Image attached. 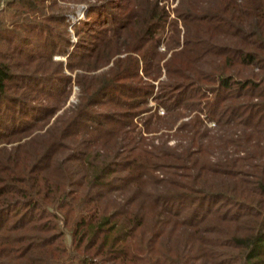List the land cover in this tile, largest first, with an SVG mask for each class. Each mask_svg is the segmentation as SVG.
Returning a JSON list of instances; mask_svg holds the SVG:
<instances>
[{
    "label": "trees",
    "instance_id": "1",
    "mask_svg": "<svg viewBox=\"0 0 264 264\" xmlns=\"http://www.w3.org/2000/svg\"><path fill=\"white\" fill-rule=\"evenodd\" d=\"M45 1L0 9V264H264V0H181L169 23L158 0L99 6L71 53ZM167 24L175 45L160 53ZM140 57L157 69L150 83L164 75L156 120L203 111L214 132L195 114L174 148L134 135L154 89L134 82ZM83 66L99 73L77 76L58 114L72 83L60 73ZM106 100L126 112L99 113Z\"/></svg>",
    "mask_w": 264,
    "mask_h": 264
},
{
    "label": "rangeland",
    "instance_id": "2",
    "mask_svg": "<svg viewBox=\"0 0 264 264\" xmlns=\"http://www.w3.org/2000/svg\"><path fill=\"white\" fill-rule=\"evenodd\" d=\"M8 0H3V2L0 4V9L3 10L5 9V4ZM181 0H158V3L160 6L165 7V10L167 11V13L169 14V21L168 23L174 19L177 20V13L174 11L177 8H179ZM129 0H46L44 3V11L49 14H53V15H64L65 16V24H66V29L65 31H63L60 28V35L61 37L64 39L68 36L69 38V42L70 45L67 47V52L71 53L73 48L77 45V43H79V38L77 36V34L75 33V28L82 25L83 22H85L89 15L91 14V10L93 8L99 7L103 8V7H109L110 8V13H111V9L112 12H118L117 9H115L114 7H112L113 5H128ZM201 5H203V2H200ZM181 10L180 8L178 9ZM10 12L7 13L6 12H1L0 15L2 17L5 18H9ZM50 24V23H49ZM51 26L53 24H50ZM51 28V27H50ZM178 30H180V35L179 38L182 39L183 34H184V30L182 28L181 23H178ZM160 35H161V44L158 45V47H156V49L160 52V53H164L165 49L169 48L172 49L174 47V39L171 38L172 36V31H171V27L168 26V24L165 26L164 29L159 30ZM53 33L52 29H51V34ZM39 43V42H38ZM33 44H36L35 41L33 42ZM168 50V49H167ZM174 51V50H173ZM173 51H169V54H167V57L164 58L163 61H165L170 54ZM68 53V54H69ZM120 53L123 54L121 56H126V55H134L132 53H126L125 50L120 49ZM113 57L111 63L108 66L103 67V70H108V68H110L112 62L117 58ZM52 60L54 62H62L63 66L62 68H65V65L67 63V57L65 55L62 54H57L55 53L52 57ZM162 61V63H163ZM147 65H151V67H147ZM84 69L82 68H77V70L71 72L69 70L64 69V74L60 73V76H69L72 78V83H68L65 85V87H63V89L65 90L64 95L61 96V98H59L58 100H60V102L56 103V105H58L59 107H61L60 112H58V114H62L68 107H71L70 105L75 104L76 102V98H77V94L79 92V88L74 84V80L77 78V76L83 77V76H91V75H97L99 73L98 72H88L86 71L87 69L85 68V66H83ZM242 70L241 75L245 76L247 74L250 73L249 69H244L241 66H237L236 68ZM86 69V70H85ZM139 70H140V74L143 78L140 80H135L134 82H138L139 86H143V82L145 81L147 83H150L149 79L146 78L145 76V70L148 71V73H150V76H154L157 73V69L153 67V65L151 63H147L145 64V61L143 60L142 57H140V63H139ZM257 72V71H255ZM237 73V72H236ZM87 76V77H88ZM164 78V75L160 76V80ZM156 80V82H152L150 84L154 85V89H153V94L151 96H149L146 99L145 104L143 105L142 108L144 109H149V112H141L139 114V116H137L132 122L135 125V128L133 130L134 135L138 134L140 135L144 140L145 143H147L148 146H152V147H163V148H174L177 144H179L181 141H185L187 140V136H189L190 134H188V131L186 130V128L184 126H182V124L184 122H187L191 119V117H193L195 114L199 115L200 119L203 120L204 126L202 125V127L200 128V131H205L209 130V131H213L215 130V124L213 121H209L206 114L201 111V112H193L192 114H190L188 116V112L186 113V115L181 118L180 120H177V122L174 124L175 126H171V124L168 123V121L165 120H156L155 116H160L163 117L165 115V109L162 103H160L158 97V93H159V89H157L159 87V85L157 84V82L159 81ZM64 80V79H63ZM65 81V80H64ZM60 85V83H59ZM128 85L132 86L133 82H128ZM61 87V86H60ZM70 91V92H69ZM67 92H69V95L66 97L65 96L67 94ZM62 102V104H61ZM64 102V103H63ZM48 105H50V103L48 102ZM52 105V104H51ZM97 111H99V113H115L116 116L117 114H122L124 112H126V110H123L122 107H120V109L117 107V105H114V103H112L111 101H105L103 102L102 107L99 106L97 107ZM128 113V112H127ZM148 118V120L146 121L147 123H144V121ZM54 118H52L50 120H53ZM119 121L121 122L120 118ZM242 130H237L236 131V137L241 136V132ZM85 137L87 138L88 136L85 135ZM85 137L82 139H78V142L82 143L83 140H85ZM126 141V140H125ZM100 143H96L95 144V152L99 151V147H100ZM107 149V146H106ZM74 152V150L72 151L71 149V145H69V147H67V149L63 152V154L59 155L56 159L58 160H62V157H67V155H70ZM101 155L107 156V150L103 149V151L101 152ZM118 176H120V173L117 174ZM112 196L116 197V199L118 201H120L121 203L124 201V196L122 197V195L115 193ZM70 240V237L68 238V242Z\"/></svg>",
    "mask_w": 264,
    "mask_h": 264
}]
</instances>
